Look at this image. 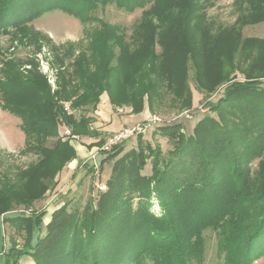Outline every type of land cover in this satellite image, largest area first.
Returning <instances> with one entry per match:
<instances>
[{
	"label": "trees",
	"instance_id": "obj_1",
	"mask_svg": "<svg viewBox=\"0 0 264 264\" xmlns=\"http://www.w3.org/2000/svg\"><path fill=\"white\" fill-rule=\"evenodd\" d=\"M110 4L128 13L150 4L151 8L144 14L148 11L163 13L161 22L165 28L170 26L171 41L167 42V36L161 33L159 43L163 49L156 55L155 32L142 41L134 36L132 44L128 45L122 35L117 65L113 66V52L108 51L111 38L107 35L96 48L94 44L98 40H91L88 46L91 54L81 51L75 57L72 73L60 67L59 90L53 94L45 75L39 71L36 57L4 62L0 68L1 106L22 118V130L28 139L36 128H45L47 134L59 136L55 109L62 112L71 135L98 138V131L91 126L94 118L88 113L97 111L104 93L114 108L130 107L132 114L138 115L146 106L154 113L157 101H162L161 94L168 89L173 94L174 105L185 109L192 102L187 84L189 62L195 69L199 87L209 92L216 91L236 69L235 54L231 51L218 53L219 61L215 65L211 60L213 50L208 56L202 49L197 50L203 46L199 37L205 35L204 27L198 25L195 41L188 38L185 23L192 18V23L196 20L198 24L201 20L197 12L194 18V10L189 9L194 4L199 8L200 0H0V33H9L14 40L41 47L43 41H51L28 26L29 22L59 10L87 23L92 19L91 12ZM255 6L264 7V0H255ZM172 9L184 14L174 19ZM261 20L242 18L238 24ZM10 27L15 31H10ZM223 32V47L236 48V27ZM248 42L251 47L264 45L259 39ZM206 56V61H199ZM256 69L259 77H264L262 59ZM224 89V96L210 101L211 112L219 116L220 121L213 115L204 116L191 137L181 134V125L159 129V133L173 143L174 151H170L168 157L159 145L153 147L146 143L142 135L138 136V149L125 152L127 141H123L103 151L101 170L106 162L114 161L107 192L100 195L97 203L89 200L83 211L61 207L51 215L48 224L43 225L44 233L40 216L24 217L31 236L38 230L35 244L30 239L21 250L11 245L5 264H19L25 254L34 264H146L148 260L154 264H204L207 253L204 234L209 230L218 234V255L224 259V264H254L264 257V165L255 172L248 168L250 158L264 145V82L233 83ZM241 89L250 91L246 122L257 129L245 142H237L235 124L223 123L220 117L223 108L236 102L234 94ZM55 95L63 102H71L69 108L81 114L79 119L67 112L63 102L56 104ZM35 113H43V117H35ZM206 139L212 141L207 143ZM105 142L101 139L89 147H102ZM36 150L42 156L24 171L22 178L25 176L26 186L34 187L37 194L54 174L51 176L50 168L43 171L50 159L47 150L40 145ZM52 151L60 155L58 171L77 158L75 148L60 138ZM151 155L152 173L143 175L146 158ZM185 163H188L186 168ZM39 177L44 178L41 184ZM3 189L0 203L6 201V204L0 206V215L8 212V199L22 198L10 181ZM154 195L160 203V216L151 211Z\"/></svg>",
	"mask_w": 264,
	"mask_h": 264
},
{
	"label": "rangeland",
	"instance_id": "obj_2",
	"mask_svg": "<svg viewBox=\"0 0 264 264\" xmlns=\"http://www.w3.org/2000/svg\"><path fill=\"white\" fill-rule=\"evenodd\" d=\"M253 1L254 4H252ZM253 1L200 0L199 8H196L197 5L194 4L193 8L189 9L194 10V18L197 12L201 20L198 24L196 20L192 23V18L189 22L185 23V32L188 38L190 36L193 41L197 39L196 29L199 26L204 27L203 30L205 32V35L199 37L203 41V46H200L197 50L200 51L202 49L207 53V56L208 52L213 50L214 55L211 57V60H213L215 65L219 61L218 53L231 51L235 54L236 69L232 71L226 80L218 85L216 91L213 89L209 92V90L199 87L195 79V69L189 62L187 84L190 96L192 95V102L190 107L185 109L180 110L178 106L174 105L172 101L173 94L170 90L167 91V89L161 94L162 101H157L154 113H150L151 111L146 106V112L131 116L132 108L121 106L124 107V113L120 115L113 107L109 96L105 95L100 99L97 113H88V116L94 118V122L91 125L92 128L99 133L98 138L94 139H97V142L101 139L107 140L108 136L121 132L126 126L131 127L142 123L144 122L142 120L145 118L144 114L146 113L149 118L156 116L163 122L154 126V129H151L145 135H142V139L153 147L159 145L164 156L168 157L169 152L174 151L173 143L159 133L160 128L181 125L183 128L180 130L181 134L191 137L194 136L196 126L204 116L213 115L220 121L219 116L211 112L210 101L215 102L224 96L225 87L233 85V83H243L246 85L255 80L264 82V77L261 75L259 77V71L257 72L256 69L261 59L264 64V45L251 47L248 42L250 39L264 41V7L255 6V0ZM150 6L149 4L144 9H138L134 13H128L115 4L105 7L100 6L89 14L92 16V19L87 23H82L74 16L59 10L47 12L39 19L31 23L29 22L28 26H31L34 31L48 36L51 43L43 41L41 47H38L35 43H21L17 39L14 40L9 33H0V68L4 62L10 59L27 61L29 58L36 57L39 60V71L45 75L53 94L59 90L60 67L72 73L75 57L81 51L87 52L88 55L91 54V51L88 50L91 40H98L94 44V48H96L97 44L107 39V35L108 39L111 38V41H108V51L113 52L111 58L113 66L117 65V57L120 54L118 46H120L119 43L123 40V38H120L123 37L122 35L125 36L124 41L127 44L132 42L134 36L142 41L146 39L149 33L155 32L157 34V43L154 47L155 54H161L163 48L159 43L160 34H165L167 42H170L172 39L168 31L170 26L165 28L162 25L161 21L164 19L162 18L163 13L159 11L157 13L148 11L144 14V11L151 8ZM172 10L174 19L181 18L184 14L178 13L175 9ZM242 18H245V20H262L252 24L240 25L238 22ZM105 25L107 26V31L105 30ZM234 26L236 27L235 33L237 36L236 48L223 47L224 43L221 37L224 33L223 31ZM9 29L10 31H15L13 27ZM94 52L96 54L95 50ZM207 56L199 58V61H206ZM249 94L250 91L248 89L238 90L234 94L237 97L236 102L229 106L228 110L223 108L220 115L223 123L227 122L232 126L235 124V129L238 130L237 135L239 136L236 139L237 142H245L252 137L254 134L252 133L253 130L257 131V129H254L255 127L252 128L251 124L246 122L249 119V112L246 109L247 101L250 98ZM61 102L63 101H61L60 97L55 95V103L59 104ZM63 104L69 114L75 115L76 118L80 117L81 114L79 115L78 111H73L69 108L71 102H63ZM55 113L56 115L58 114L59 136L47 134L45 128H36L31 132L28 139L24 130H22V118L8 110H4L1 106L0 97V198L4 196V184L9 181L14 184L17 192L24 198L17 197L19 199H14L11 197L10 200L8 199V212L0 215V264H5L6 255L11 245L16 250H21L23 247H26L30 239H33L32 244H35L38 230H35L34 236H31L30 228H28L29 224L24 222V217L32 215L40 216L43 227V225L46 226L48 224L49 219L51 220V215L61 207H67L69 211H83L89 200H94L97 203L100 195L108 190L107 181L112 174L114 161L110 163L106 162L103 165V170H101L99 165L101 166L102 164L101 160L104 158V152H97V149L100 147L95 146L93 149L86 146L83 149L85 151L83 152L84 154L81 153L79 146L83 144L82 137L78 136L79 139L75 140L66 136L65 132L69 128H67L68 126L64 122V116L57 109H55ZM186 113L190 114L191 118H187L185 116ZM37 115L43 117V113H35V117ZM59 138L63 142H66V144L73 146L76 153L78 151L80 153V156L77 154V158L67 163L61 171L57 170L61 167L58 164L60 155L52 151L56 147ZM206 140L207 143L212 141V139ZM37 145L43 146L47 150V154L50 155V159H47V165L43 171L46 172L50 168L53 172L51 176L54 174V178L43 184L45 187L36 194L34 187L26 186L27 180L25 176L22 178V174L25 170L36 164L40 156H42L37 154ZM138 148V137H132L127 140L125 152ZM146 152L149 153L148 150ZM256 153L258 154L253 155L248 163V168L251 167L254 172L258 171L261 165H264V145L260 146ZM78 158H80L78 164H73V161ZM146 162V168L142 173L143 175L150 176L152 173L153 155L147 157ZM187 166L188 163L183 164L184 168ZM91 168L94 170L91 171ZM55 171L56 173H54ZM74 173L76 174L74 175ZM43 182L44 178L39 177L38 183L41 184ZM54 182L56 183V187ZM30 185L35 186V184ZM104 186L107 187L106 190L101 189ZM43 190L45 192L42 195ZM5 204L6 201L0 203V206ZM151 211L157 216L162 214L159 200L155 195L152 199ZM42 231L44 233L45 227L42 228ZM82 232L86 233L87 231L86 229H82ZM204 237L207 244L204 264H224V259L218 255L219 237L217 232L209 230L204 234ZM19 264H34V261L25 254L19 259ZM146 264H154V262L148 260ZM254 264H264V257L254 262Z\"/></svg>",
	"mask_w": 264,
	"mask_h": 264
},
{
	"label": "built area",
	"instance_id": "obj_3",
	"mask_svg": "<svg viewBox=\"0 0 264 264\" xmlns=\"http://www.w3.org/2000/svg\"><path fill=\"white\" fill-rule=\"evenodd\" d=\"M116 112L118 114H123L124 113V107L118 106L115 108ZM190 114L186 113V117L187 118H191V116H189ZM162 120L159 117L156 116H152L150 118H148L146 121L142 122V123H138L135 124L131 127H124V129L116 134L111 135L105 142V144L98 148L97 152H102V151H107L109 150L112 146L117 145L123 141H127L129 139H131L132 137H138L140 135H145L148 131H150L151 129H154V126L158 125V124H162ZM66 136L71 137L72 139L78 140L79 137L76 135H71V131L68 129L65 132ZM106 186H104L103 188L101 187L102 190H106Z\"/></svg>",
	"mask_w": 264,
	"mask_h": 264
},
{
	"label": "crops",
	"instance_id": "obj_4",
	"mask_svg": "<svg viewBox=\"0 0 264 264\" xmlns=\"http://www.w3.org/2000/svg\"><path fill=\"white\" fill-rule=\"evenodd\" d=\"M105 95H107L106 93H104L101 97H103V96H105ZM144 112H146V108H145V110H144ZM97 113V112H96ZM143 113V112H142ZM151 113V112H150ZM131 116H133V114L131 113ZM144 116H145V118L142 120V121H145V120H147L149 117L147 116V114L145 113L144 114ZM127 127V126H126ZM108 137H110V136H108ZM106 140V139H105ZM82 142H83V144L82 145H80L79 147H80V150H81V153H83V152H85V151H83V149H85L86 148V146H90L91 144H93V143H96L97 142V139H94V138H90V137H82ZM95 147H93V149H94ZM77 149V148H76ZM78 156H80V153H79V151H78ZM84 154V153H83ZM78 160H80V158H78L77 160H75V161H73V164H78Z\"/></svg>",
	"mask_w": 264,
	"mask_h": 264
}]
</instances>
